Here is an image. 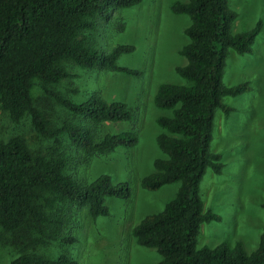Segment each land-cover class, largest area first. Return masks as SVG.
I'll list each match as a JSON object with an SVG mask.
<instances>
[{"label":"trees","instance_id":"16d2710c","mask_svg":"<svg viewBox=\"0 0 264 264\" xmlns=\"http://www.w3.org/2000/svg\"><path fill=\"white\" fill-rule=\"evenodd\" d=\"M141 1L0 0V109L14 124L28 119L37 136L55 145L43 153L34 152L19 134L0 140V228L4 232L22 237L23 230L32 228L46 243L69 244L75 239L61 235V214L67 207H85L96 219L109 214L106 198L129 196L128 184L113 183L106 174L89 183L78 181L68 172L71 159L60 149L65 139L85 156L134 146L138 137L132 131L112 132L104 127L110 122H130L132 111L123 101L107 100L98 93L77 100L58 86L75 76L69 64L140 74L118 63L122 54L133 50L132 45L119 44L106 52L93 45L86 33L96 30L98 21L106 20L112 8L134 7ZM170 9L189 18L184 28L188 41L180 49L186 63L175 69L187 82L162 83L153 95L155 107L164 111L156 118L160 128L156 143L162 156L154 160V171L140 185L148 191L173 183L178 187L162 210L147 214L132 228V237L158 253L157 264H264V225L252 252L240 243L213 248L197 244L201 225L220 220L218 214L204 209L199 193L206 170L219 174L223 169L221 156L210 148L215 112L221 109L228 115L232 108L223 98L250 89L246 82L224 84L227 56L231 50L240 55L252 53L261 23L232 33L238 14L230 0L174 1ZM34 86L69 118L53 123L38 104ZM78 91L72 89L73 94ZM9 264L77 261L68 252L51 257L22 249Z\"/></svg>","mask_w":264,"mask_h":264},{"label":"rangeland","instance_id":"374dc122","mask_svg":"<svg viewBox=\"0 0 264 264\" xmlns=\"http://www.w3.org/2000/svg\"><path fill=\"white\" fill-rule=\"evenodd\" d=\"M174 1L186 0H142L134 7L112 8L106 20L98 21L96 30L86 33L93 45L106 52L119 44L132 45L133 50L122 54L118 63L140 71L139 75L69 64L75 76L58 86L77 100L93 92L107 100L123 101L132 111L130 122H110L104 127L112 132L132 131L138 137L134 146L85 156L65 139L60 149L71 159L68 172L78 181L89 183L106 174L113 183L128 184L129 196L106 198L109 214L96 219L85 207H67L61 214V235L75 239L69 244L59 240L46 243L32 228L23 230L22 237L0 228V264H9L22 249L51 257L68 252L77 264L159 262L158 253L138 245L131 231L144 216L162 210L178 187L173 183L148 191L140 185L141 179L154 171V160L162 156L156 143L160 132L156 118L164 111L155 107L153 95L162 83L187 82L175 69L186 63L180 49L188 41L184 28L189 18L171 11ZM230 5L238 14L232 33L247 31L257 22L261 28L252 53L240 55L231 50L227 56L224 84L246 82L250 89L223 98L232 108L228 115L221 109L215 112L210 148L221 156L223 169L219 174L207 169L199 193L204 209L218 214L220 220L201 225L197 244L213 248L221 243L230 247L240 243L252 252L264 225V0H230ZM73 88H78V93L73 94ZM33 94L53 123L69 118L38 86H34ZM14 134L24 136L34 152H50L55 146L51 140L37 136L28 119L14 124L0 109V140Z\"/></svg>","mask_w":264,"mask_h":264}]
</instances>
